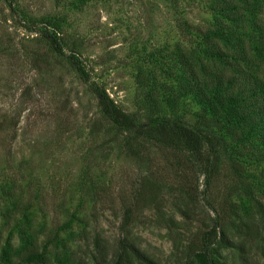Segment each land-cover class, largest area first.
Listing matches in <instances>:
<instances>
[{
  "label": "rangeland",
  "instance_id": "rangeland-1",
  "mask_svg": "<svg viewBox=\"0 0 264 264\" xmlns=\"http://www.w3.org/2000/svg\"><path fill=\"white\" fill-rule=\"evenodd\" d=\"M44 27L122 110L220 138L231 192L210 262L264 264V141L248 126L264 110L250 90L264 87V0H0V264H111L126 204L127 264H197L189 245L213 219L203 175L181 186L170 152L117 130Z\"/></svg>",
  "mask_w": 264,
  "mask_h": 264
},
{
  "label": "trees",
  "instance_id": "trees-1",
  "mask_svg": "<svg viewBox=\"0 0 264 264\" xmlns=\"http://www.w3.org/2000/svg\"><path fill=\"white\" fill-rule=\"evenodd\" d=\"M21 26L29 28L24 24ZM39 34L46 40L54 53L62 55L71 65L79 82L94 96L96 104L103 116L117 130L129 134L133 138L147 140L158 150L167 151L173 155V166L180 174L179 184L181 186L190 188V186H187L190 179L187 178V174L183 176L184 171L192 173L199 171L203 175L202 190L208 194V198L204 197V199L206 200L205 202L208 208L213 213V219L208 229L197 232L193 237L189 245V253L197 264H212L209 254L213 244L216 243V229L220 224L219 217L220 215L226 214L227 204L224 196L218 199V201H216V197L218 195H224L225 190H227L226 194L231 192V187H229L228 182L221 184L222 190H220L215 176L216 166L219 162V154L222 152L220 138L217 135L207 132L205 129L178 118L151 116L143 121L135 114L122 110L112 101L101 86L88 77L85 69L76 58L75 52L70 51L64 53L57 37L49 33L46 27L39 30ZM258 82L255 81L250 90L257 92V94L259 93L258 95H262L264 87L260 83V80ZM188 88L200 102L208 103L210 101L207 91L208 87L203 82L195 81ZM227 99L233 100V97L228 93ZM248 126L250 129H259L262 141H264V110H261L258 117L254 119L249 117ZM133 153V150L127 149L128 155H132ZM226 172L223 175L227 181L232 183L239 182V167L232 159H229ZM220 191L223 192L219 193ZM132 219L133 213L126 204L120 211L118 225L120 236L117 239L116 254L111 264H127L130 260L129 252L131 247L127 241L126 231ZM136 256L141 259L140 253H136Z\"/></svg>",
  "mask_w": 264,
  "mask_h": 264
}]
</instances>
